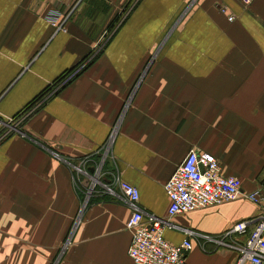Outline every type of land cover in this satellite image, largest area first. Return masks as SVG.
Masks as SVG:
<instances>
[{"label":"crops","instance_id":"crops-1","mask_svg":"<svg viewBox=\"0 0 264 264\" xmlns=\"http://www.w3.org/2000/svg\"><path fill=\"white\" fill-rule=\"evenodd\" d=\"M69 3L0 0V121H20L0 127V264H134L114 181L165 218L163 185L191 150L241 193L163 236L210 238L183 264H234L214 240L242 245L252 226L225 234L262 208L245 196L264 181V0H86L58 31L47 15Z\"/></svg>","mask_w":264,"mask_h":264},{"label":"built area","instance_id":"built-area-1","mask_svg":"<svg viewBox=\"0 0 264 264\" xmlns=\"http://www.w3.org/2000/svg\"><path fill=\"white\" fill-rule=\"evenodd\" d=\"M69 1L64 11L53 9L47 15V20L58 31H65L66 24L79 10L82 0ZM250 1L243 0L245 4ZM229 20L232 21L233 17L229 16ZM19 122L15 123L12 119L0 121L3 134L18 131L15 124ZM114 184L121 190V199L131 211L125 228L132 233L128 256L134 264H183L186 254L192 248V238H210L183 230V241L177 245L171 244L163 236L165 229H178L170 219L204 207L231 202L241 193V181L222 176L217 159L210 153L198 150H191L163 185L169 202L165 218L141 210L138 205L139 192L133 185L119 180L114 181ZM107 191L114 194L112 187H108ZM245 197L256 205H262L260 214L252 220L236 223L225 236L246 234L247 228L252 226L246 241L239 246H232L224 240L214 241L219 246L237 250L234 264H264V181Z\"/></svg>","mask_w":264,"mask_h":264},{"label":"trees","instance_id":"trees-1","mask_svg":"<svg viewBox=\"0 0 264 264\" xmlns=\"http://www.w3.org/2000/svg\"><path fill=\"white\" fill-rule=\"evenodd\" d=\"M120 21H121V18L118 17V18H116V20H115L114 22L111 23V27H110V29H109V32H110V33H108L106 36L112 34L111 32H113V29H114L115 27H117V25L119 24Z\"/></svg>","mask_w":264,"mask_h":264},{"label":"rangeland","instance_id":"rangeland-1","mask_svg":"<svg viewBox=\"0 0 264 264\" xmlns=\"http://www.w3.org/2000/svg\"><path fill=\"white\" fill-rule=\"evenodd\" d=\"M85 3H86V0H82L81 1V5H80V10H79V12L82 10V8H83V6L85 5ZM115 29H117V27H115L114 29H113V31H115ZM112 33V32H111ZM20 123V122H19ZM18 123V124H19ZM17 132H19V131H17Z\"/></svg>","mask_w":264,"mask_h":264}]
</instances>
